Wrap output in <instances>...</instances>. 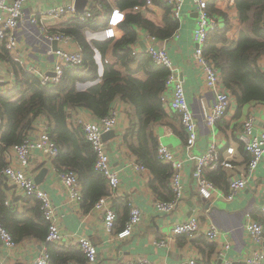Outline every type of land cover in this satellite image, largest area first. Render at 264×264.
Listing matches in <instances>:
<instances>
[{
	"label": "crops",
	"instance_id": "crops-1",
	"mask_svg": "<svg viewBox=\"0 0 264 264\" xmlns=\"http://www.w3.org/2000/svg\"><path fill=\"white\" fill-rule=\"evenodd\" d=\"M65 2L67 0H32L23 8L24 20L16 29L17 48L14 52L9 53V56L11 60L18 62L25 71L32 73L37 78L40 74H51L54 50L80 52L73 39L64 44L48 42L38 28L28 22L31 16L38 15L51 7L64 5ZM116 3L117 0H87L84 10L91 9L97 12L100 8L103 19L101 22H104L108 28V20L114 9L118 10L124 19L125 13ZM213 8L215 12L211 16L215 18L219 28H224L226 23L229 24L227 37L231 41H236L244 26L239 22L235 0L233 2L217 0ZM147 9L140 10L142 15L153 24L160 26L164 9L154 3L151 8ZM180 17L181 21L175 20L179 25L176 34L166 41L156 39L155 47L164 48L167 51L180 74L188 107L197 123L198 138L195 146L188 152L185 148L186 135L178 116L168 111L167 107L165 108L167 117L151 126L157 144L165 145L183 163L181 181L184 198L173 213L161 214L155 211L154 204L160 200L149 186L150 182L154 180V176L145 167L144 170L135 169L139 161L123 142V135L129 127L133 108L130 104L120 100H116L112 107V110L116 111L117 117L113 130L115 137L104 140L111 168L117 172L119 178L117 194L114 197H109L107 183L102 185L90 181L85 183V192L95 197L101 189H108L109 205L114 212H116V209L113 208L114 204L117 208L125 206L127 211L131 207L138 208L142 214L141 223L130 237L119 239L117 237L119 233H115L114 230L111 234H107L103 228L102 212L88 209L87 203L82 205L81 202H72L68 199L65 188L61 180L58 179L55 160L47 159L39 152H34L26 168V174L32 177L33 181L36 176L40 175L43 168L48 169L38 187L49 195L56 209L63 239L67 246L75 247L76 245H73L75 240L80 237L88 238L96 248L95 264H126L130 260L141 257L146 258L151 264H185L189 260H195L196 264H213L215 259H218L219 264L220 254H223V261L242 264L251 254L264 251V244L258 246L252 243L245 230V225L248 222H258L263 228L264 236V214L259 211L260 207L264 205V156L248 179L246 188L231 201L226 200L227 186L225 188L215 187L216 191L213 192L210 199L200 197L195 190V182L192 177L193 163L189 160L190 154L195 156L203 154L209 144H215L219 148L222 158L225 157L224 152L227 148H234L232 169L225 172L228 176H244L248 156L238 138L242 126L247 120L252 122L253 134L264 130V102H249L238 106L236 99L221 83L222 89L230 94L229 110L214 128H208L205 125L204 119L213 104L214 94L205 88L202 75L192 60V31L197 18L192 0H184ZM66 19L43 20L42 22L50 31L58 29ZM117 30L121 37L119 26ZM135 31L138 38L130 48L137 53H143L150 44L149 37L151 36L142 28L136 27ZM103 32L97 33V35L100 37ZM106 56L109 61L113 62L109 52ZM95 57L100 63V70H102L99 54L97 53ZM258 67L264 74V55L258 61ZM13 76L10 64L0 60V85L7 84L9 80L14 81ZM95 120L96 117L86 110H73L68 120L70 124H68V128L74 130L75 127L71 126H76L78 121L92 122ZM46 124L48 126L45 118L38 117L34 121L28 137L34 139L37 136V131ZM82 143V133L80 132L77 142L71 143L67 147L62 156V163L75 165L78 169L82 164L86 166L88 159L87 155L80 150ZM11 148L5 154L6 163L7 157L8 161L14 162ZM79 186L80 193H82L84 188L80 182ZM10 197H12L11 194ZM13 200H17L14 205L20 212L32 206H30L31 203L26 205L23 202L24 199L17 193H14ZM119 212L121 213V209ZM128 215L129 212H127V217ZM191 217L198 219L201 232L209 227H215L218 231L217 240L209 241L201 233L191 238L173 236L172 227ZM44 250V244L34 239L15 243L11 249L5 248L0 241V259L7 264H33L36 257Z\"/></svg>",
	"mask_w": 264,
	"mask_h": 264
},
{
	"label": "trees",
	"instance_id": "trees-1",
	"mask_svg": "<svg viewBox=\"0 0 264 264\" xmlns=\"http://www.w3.org/2000/svg\"><path fill=\"white\" fill-rule=\"evenodd\" d=\"M216 1L211 0L208 4L212 16ZM153 3L164 9L160 26L147 20L140 12L144 0H117V6L125 13L119 24L122 33L119 39H88L87 34L107 29L102 20H66L58 29L50 30L49 33L71 37L83 58L82 67L64 69L63 78L57 85H42L35 75L10 59L4 41H0V60L10 64L14 75L13 88L0 95V224L14 243L27 239L43 243L49 254V264H85V257L77 246L64 248L46 244L47 223L39 211L38 202L33 198L25 199L23 202L32 206L20 212L14 205L17 201L13 200L14 194L10 193L2 176L7 164L6 152L22 143L38 117L46 119L49 136L58 147L55 167L59 171L64 168L78 175L84 188L80 202L82 205L87 203L91 210L100 199L108 196V189H101L95 197L85 192L86 181L102 185H106V181L94 169L95 156L81 126H71L75 127L74 130L68 128L70 113L82 109L96 119H102L109 114L116 100L130 104L133 110L129 127L123 135L124 145L137 157L138 163L153 174L154 180L149 186L159 200L169 201L173 197L171 170L158 160V142L151 131L153 124L167 117L161 98L168 72L153 65L143 55L133 56L130 48L138 38L136 27L144 29L159 41L170 39L178 31L179 25L172 18L170 7L162 0H153ZM235 4L239 22L244 26L237 40L228 39L229 24L226 23L224 28H218L209 35L203 53L220 72L222 85L230 91L238 106H242L249 102H264V74L258 67V61L264 55V0H235ZM108 52L113 62L107 59ZM97 53L102 70L95 57ZM80 132L83 142L80 150L87 155L88 164H82L78 169L75 165L62 163V156L69 144L77 142ZM205 177L215 187L225 188L228 185L229 176L222 168L206 170ZM113 208L116 209L113 230L121 233L128 220L129 209L127 211L123 205L117 208L115 204Z\"/></svg>",
	"mask_w": 264,
	"mask_h": 264
},
{
	"label": "built area",
	"instance_id": "built-area-1",
	"mask_svg": "<svg viewBox=\"0 0 264 264\" xmlns=\"http://www.w3.org/2000/svg\"><path fill=\"white\" fill-rule=\"evenodd\" d=\"M32 0H0V41H4L5 48L9 53H12L17 48L16 29L24 20L23 8ZM112 1V0H106ZM210 0H192V4L197 12V18L194 29L192 31L193 53L192 60L202 75V80L205 88L214 94L213 104L205 116L204 123L208 128H214L215 125L225 117L230 107V94L222 89L220 72L215 65L204 56V48L209 35L216 31L219 26L215 18L208 11V2ZM233 2L234 0H228ZM171 9V16L177 21H181L180 12L184 0H162ZM153 0H144V6L141 9L151 8ZM136 10H139L136 8ZM77 20L79 22H87L88 20L96 22L101 21L102 14L100 8L97 12L91 9H85L83 13H78L75 10L74 0H67L64 5L51 7L44 10L38 15L31 16L28 22L37 27L44 38L51 43L64 44L72 41V38L66 35L49 33L43 20ZM123 21V15L116 9L111 13L108 20V28L99 37L97 34H87L90 40H109L119 39V24ZM150 44L143 53H137L134 50L132 55H143L150 59L155 66L164 68L168 74L165 80L164 92L161 102L167 107L168 111L178 116L179 122L185 132V148L189 152L195 146L198 138V127L192 112L186 101L183 82L180 79V74L175 68L167 51L164 48H156L157 40L154 37H149ZM54 54V64L51 74H40L38 79L42 85H57L64 75L65 68H80L83 65V58L80 52H67L61 49H56ZM1 84V78H0ZM14 81L9 80L7 84L0 85V95L12 89ZM116 111L112 110L109 114L92 122L78 121L81 126L86 142L89 144L95 156L94 169L102 175L107 183L110 196L114 197L119 188V178L116 171L111 168L106 144L103 140V135L113 131L116 126ZM243 150L248 156L246 164V173L241 177L229 176L227 181L228 193L226 200H233L245 188L248 179L258 167L264 156V130L258 134L252 133V122L247 120L243 126L238 138ZM11 152L14 155V162L8 161L7 166L2 171V176L5 179V184L9 188L10 193H17L22 199L33 198L39 204V211L47 223V235L45 238L46 244H52L58 247L67 246L63 235L61 234L59 218L56 209L50 200L49 195L40 189L35 184L32 177L26 174V168L30 162L34 152H39L43 157L54 160L58 154V147L53 142L48 133L47 124L39 131L37 136L32 139L25 137L21 144L13 146ZM156 155L160 162L167 164L171 170L170 186L173 197L169 201H156L154 209L157 213L171 214L179 203L184 198V188L181 181V172L183 163L177 156L169 151L163 144H158ZM234 148H227L224 152V158L220 153L219 148L215 144H209L207 150L201 155L190 154L189 160L193 163L192 177L195 182V190L197 194L204 198L210 199L215 186L205 177L206 170H215L222 168L223 170L232 169V161ZM136 170H144L145 168L138 164ZM58 179L63 184L68 199L72 202L79 203L81 201V193L79 181L76 173L69 170H57ZM109 197L100 199L93 210L100 211L103 214V228L107 234H111L116 218L115 212L111 209ZM260 213L264 214V205L260 207ZM142 214L136 207L129 209L128 220L121 233L118 234L119 239L130 237L136 227L141 223ZM200 224L196 217H191L188 220L174 225L171 229L173 236L194 237L197 234H203L209 241H216L218 231L215 227H209L201 232ZM246 234L255 245H263V228L258 222H248L245 225ZM0 241L5 248L11 249L15 246L14 241L6 230L0 224ZM76 245L85 257V264H95L96 248L92 242L86 237H80L75 240ZM220 254V253H219ZM223 254H220L219 264H234L230 261H223ZM0 264H7L0 259ZM33 264H49V254L44 250L36 257ZM126 264H151L146 258H136L128 261ZM185 264H196L195 260H189ZM213 264H218V259L213 261ZM242 264H264V251H257L251 254Z\"/></svg>",
	"mask_w": 264,
	"mask_h": 264
},
{
	"label": "water",
	"instance_id": "water-1",
	"mask_svg": "<svg viewBox=\"0 0 264 264\" xmlns=\"http://www.w3.org/2000/svg\"><path fill=\"white\" fill-rule=\"evenodd\" d=\"M87 4V0H75V10L78 13H83L85 5ZM115 134L113 131H110L103 135V140H107L109 138H114ZM48 172L47 168H43L40 172L39 176H36L34 179L35 184L39 185L41 183L42 177Z\"/></svg>",
	"mask_w": 264,
	"mask_h": 264
}]
</instances>
